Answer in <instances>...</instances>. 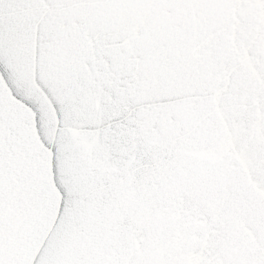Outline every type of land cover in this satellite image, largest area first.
<instances>
[{
  "label": "water",
  "instance_id": "95a60500",
  "mask_svg": "<svg viewBox=\"0 0 264 264\" xmlns=\"http://www.w3.org/2000/svg\"><path fill=\"white\" fill-rule=\"evenodd\" d=\"M0 264H264V0H0Z\"/></svg>",
  "mask_w": 264,
  "mask_h": 264
}]
</instances>
